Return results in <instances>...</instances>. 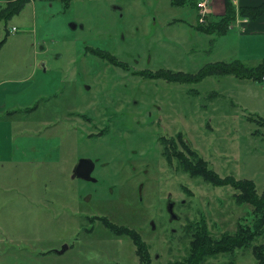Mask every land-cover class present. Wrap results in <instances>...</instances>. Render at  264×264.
Instances as JSON below:
<instances>
[{"label": "rangeland", "instance_id": "obj_1", "mask_svg": "<svg viewBox=\"0 0 264 264\" xmlns=\"http://www.w3.org/2000/svg\"><path fill=\"white\" fill-rule=\"evenodd\" d=\"M240 1L225 36L197 30L198 12L169 0H71L68 7L62 0H30L8 21L10 35L0 49V264H139L133 241L99 218L138 231L151 264L186 257L194 223L203 218L215 238L234 233L243 219L250 222L253 208L237 205L230 185L212 186L183 167L174 171L154 162L155 171L152 165L137 172L131 166L159 150L162 129L150 125L167 114L168 133L180 130V119L190 150L209 168L221 177L252 180L263 193L264 127L250 118L264 119V80L228 75L180 83L139 74L197 76L207 64L235 60L258 66L264 32L243 30L250 18L239 14ZM225 6V0H210L207 19ZM96 50L100 54L90 52ZM114 71L120 77H109ZM138 94L146 100L137 98L136 109L102 108L107 124L90 126L89 101L97 106ZM126 117L130 123L121 125L118 119ZM80 157H99V183L72 178ZM187 157L193 159L188 150ZM115 167H123L122 177ZM167 193L181 217L173 224ZM165 222L176 234H166ZM263 243L264 235L254 242ZM228 261L257 264L250 248L204 264Z\"/></svg>", "mask_w": 264, "mask_h": 264}, {"label": "trees", "instance_id": "obj_2", "mask_svg": "<svg viewBox=\"0 0 264 264\" xmlns=\"http://www.w3.org/2000/svg\"><path fill=\"white\" fill-rule=\"evenodd\" d=\"M30 0H11L0 9V34L2 25L5 27V35L0 38V49L7 42L10 31L7 29L8 21L15 15L20 14L25 5ZM53 1V0H45ZM172 6L184 7L190 6L198 12V3L201 0H169ZM65 6H69L71 0H62ZM225 12L223 15L208 17L205 24L198 22L197 30L217 36H225L230 31L229 25L236 20V6L232 0H225ZM242 17L250 18L252 25L264 21V0H257L249 2L245 0L240 1L238 9ZM93 54H100V51H90ZM105 58L113 57L110 60L112 63L116 61L115 56L110 53H105ZM110 54V55H109ZM109 59V58H108ZM117 66H121L117 62ZM116 65V64H115ZM235 76L239 79H254L258 81L264 80V61L256 67L247 66L241 60L232 62H217L215 64H207L203 67L197 76L186 75L182 73H172L168 71H161L154 75L156 78H162L171 82L185 83L195 81L197 79H204L208 76ZM258 126L264 127V119H252ZM189 154L193 155V159L187 157L186 164L183 165V170L192 178H201L204 182L212 186H227L234 188L235 193L233 199L239 206L250 205L252 210V219L249 223L242 221L238 222L237 230L234 233L226 232L220 238H215L210 234L207 221L203 218L197 221L193 233V240L190 242L188 255L183 259L174 260L168 264H204L209 258H215L219 255H231L232 257L238 250L248 249L252 250L257 264H264V243L255 245L254 242L258 237L264 235V191L258 194L256 184L252 180L241 179L238 180L233 176L221 177L213 169L209 168V164L201 158L195 151L187 147ZM173 158L169 157V161ZM187 190V189H186ZM103 225L113 231L118 236H128L136 246V254L139 257V264H151V254L148 250V245L141 237L140 233L135 229L127 226H118L111 223L107 218H99ZM93 220V219H92ZM226 264H236L234 261H228Z\"/></svg>", "mask_w": 264, "mask_h": 264}, {"label": "flooded vegetation", "instance_id": "obj_3", "mask_svg": "<svg viewBox=\"0 0 264 264\" xmlns=\"http://www.w3.org/2000/svg\"><path fill=\"white\" fill-rule=\"evenodd\" d=\"M107 61L111 63L110 60H107ZM114 72H115V74H111V73L108 74L109 77H111V78H115V77H118V76L120 77V74H119L118 71H114ZM121 72H123V71H121ZM139 74H141V76L142 77H145V78L159 79V78L154 77L153 73L152 74H149V72L140 71ZM135 78H137V76H135ZM95 79H96V77L93 78V80H95ZM164 81H167V80H164ZM137 98L138 99H141L143 101L146 100L144 94H138V95H133L131 97V99L127 98L124 101L118 99V100L113 101V103H110V104H108V103L107 104L102 103V104H99L97 106H94V104H93L94 101H89V106L94 111V114L93 115L95 116L92 119H89L88 118V121L90 123V126L93 128L95 125H105V124H107V122H106L107 115L104 114V110L102 108L107 109V110L114 109L115 111H120V110H124V111L134 110V109H136L134 106L136 104H140V101H137ZM145 103H147V102H145ZM157 107L159 109H161L159 106H157ZM151 115H152V113L150 112V116ZM166 116H167V114H165L163 116H161L159 114L158 117L154 120V122L150 125L152 127L154 125H158L162 129V132L163 133H162V135H159L158 136L157 141L155 143V148H159V150H157V152H154L153 151L151 155L144 154L145 156H143L142 158L138 159L135 162V165L132 164L131 166H132V169L134 171H137V172H139V171L146 172L145 168L146 167H150V166L152 167V165H153L152 168L154 170V169H156L155 168V165H154V162L157 165L160 164L161 166L165 167L166 169H169L170 168V169H173L174 171H178L180 169V167H183V165L186 164V150H187V147H189V144L185 141V138L183 136V131L181 130L182 124L180 123V119H178V121L176 123L179 126L180 130L177 131L174 135H171V134L168 133L167 128L164 125L165 122L167 121V120L166 121L164 120V118ZM118 121L121 123V125L127 124V123L129 124L130 123V122H128V117H126V118H119ZM105 129L108 130V129H111V127H106ZM169 157H172L173 160L172 161H169ZM82 158H85V157H80L76 161V163L74 164V166H73V174L74 173H79L77 171L78 162ZM86 159H91L95 163V168H94L91 176L93 178L97 179V181L96 182H93V181H88V180H85V179H83V181L89 182V183H93V184H97V183L100 182V178H97L95 176V172H96L97 165L99 164V160L100 159H99V157H96V158H88V157H86ZM147 159H149V161L143 163ZM160 160L163 161V164H162V162ZM104 165H106V164L105 163H102L101 164L102 167ZM115 169L117 171L116 173L120 177H122L121 175L123 174V167H115ZM86 170H87V167L86 166H83L82 169H81V172H83V174H84V172ZM143 170H145V171H143ZM139 188H140V194H141L142 193V190L144 189V184L142 182L139 184ZM170 198H171L170 193H167V201L165 203V206H166V209L165 210L167 212L166 215L168 216V222L171 223V224H173V221H176V220L177 221H180L181 217L176 214L177 217L175 218V220H173L172 216L168 212V205L169 204H172V203L174 204V210H175V203L173 201L171 202L170 201ZM88 222L90 224L93 222V220H92L91 217L88 218ZM163 228H164V231H166V234H170V233H175L176 234V228L175 227H171L170 228L167 225L166 222L163 224ZM179 234H180V236H179V243H181V242L184 243V239H185V225L180 224ZM171 239H172V237H171ZM173 241H175V240L173 239Z\"/></svg>", "mask_w": 264, "mask_h": 264}, {"label": "water", "instance_id": "obj_4", "mask_svg": "<svg viewBox=\"0 0 264 264\" xmlns=\"http://www.w3.org/2000/svg\"><path fill=\"white\" fill-rule=\"evenodd\" d=\"M83 166H86L87 167V170L84 172V174H83V172H81V169H82ZM94 168H95V163L91 159L82 158L78 162L77 171L79 173H74L72 175V178L74 179V178L78 177V178L85 179V180H88V181L96 182L97 179H95V178H93L91 176ZM168 212L170 213V215L172 216V218L175 219L177 217L176 214H175V212H174V204L173 203L168 205ZM152 228L153 229L156 228V225L154 223H152ZM66 249H67V247H64L62 249L61 253L64 252Z\"/></svg>", "mask_w": 264, "mask_h": 264}, {"label": "built area", "instance_id": "obj_5", "mask_svg": "<svg viewBox=\"0 0 264 264\" xmlns=\"http://www.w3.org/2000/svg\"><path fill=\"white\" fill-rule=\"evenodd\" d=\"M11 0H0V9H2V7L9 3ZM234 4H237V0H232ZM209 6H210V0H201L199 3H198V13L200 15L199 17V23L201 24H205L207 22V14L209 13ZM238 19V14H237V18L236 20ZM239 22V21H238ZM243 22L247 23L248 20H243ZM238 26H241L240 24H236L233 25L232 27H238Z\"/></svg>", "mask_w": 264, "mask_h": 264}, {"label": "crops", "instance_id": "obj_6", "mask_svg": "<svg viewBox=\"0 0 264 264\" xmlns=\"http://www.w3.org/2000/svg\"><path fill=\"white\" fill-rule=\"evenodd\" d=\"M245 1L255 2L257 0H245ZM223 9H224V3H223ZM214 14H216V13H214ZM223 14H224V11L221 10L218 12V14H216V16L223 15ZM242 28H243V30H246L245 31L246 33L247 32H264V21L262 20L261 22H259L258 24H255V25H252L251 22H248L244 27L242 26Z\"/></svg>", "mask_w": 264, "mask_h": 264}]
</instances>
